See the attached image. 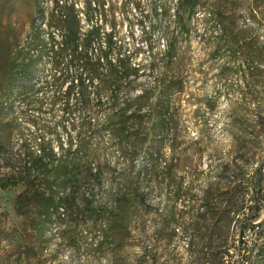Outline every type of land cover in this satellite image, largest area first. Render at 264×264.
I'll return each instance as SVG.
<instances>
[{
	"label": "trees",
	"instance_id": "1",
	"mask_svg": "<svg viewBox=\"0 0 264 264\" xmlns=\"http://www.w3.org/2000/svg\"><path fill=\"white\" fill-rule=\"evenodd\" d=\"M9 3L3 0L0 9L1 24L7 22V34L0 40V189L24 187L14 200V209L27 227L40 237L54 221L65 237L87 228L100 234L99 248L116 249L125 234L132 236V220L144 224L143 211L152 209L149 194L168 187L173 188L175 205L154 208V234L158 243L167 246L175 238L183 241L178 264H264V220L258 219L263 202L257 197L254 158L245 144L264 125V106L257 103L250 112H243V105L231 107L228 156L210 170L204 187L195 191L194 184L185 185L179 175L187 149L178 151L177 137L162 169L160 153L153 151L157 137L175 119L171 95L184 88L183 80L168 75L183 69L174 42L167 43L161 58L164 67L155 84L137 97H127L123 82L131 83L139 69L120 53L116 61L110 58L114 48H121L112 32L102 35L98 26L84 31L80 20L84 12L78 4L54 0L49 17L38 9L23 42L12 27V9L6 12ZM94 5L91 0L85 2L89 11ZM200 10L206 13L203 20L217 50L225 45L233 59H241L222 75L240 71L245 94L259 98L263 92L258 88L264 85L258 78L264 71L253 46V28L240 26L229 0H177L178 33L190 35ZM168 12L161 10V14ZM250 13L255 17L253 9ZM47 18L57 21L60 41L55 35L45 37ZM102 39L105 47L96 48ZM46 58L54 72L41 83ZM174 59L178 60L176 68ZM47 87L51 89L48 97L42 94ZM103 95L111 107L101 121L94 113L101 109ZM57 105L60 118L42 121L47 109L53 112ZM62 130H67V141L61 138ZM104 133L125 161L118 173L105 157L100 139ZM141 155L152 161L149 167L138 162ZM176 202L183 203L181 209Z\"/></svg>",
	"mask_w": 264,
	"mask_h": 264
},
{
	"label": "rangeland",
	"instance_id": "2",
	"mask_svg": "<svg viewBox=\"0 0 264 264\" xmlns=\"http://www.w3.org/2000/svg\"><path fill=\"white\" fill-rule=\"evenodd\" d=\"M86 1L72 0L84 12L80 18L84 31L98 26L102 35L112 32L121 48H114L110 58L116 61L120 53L129 57V63L139 69V74L131 78V83L124 80L123 96L137 97L143 89L155 84L164 67L161 58L167 43L170 40L174 42L179 57L183 58V69L180 72L172 70L168 75L169 79L183 80L184 88L181 92L175 90L171 95L175 119L167 132L157 137L153 151L160 153L162 161L159 169H162L171 155L173 139L177 137L178 151L187 149V160L179 175L185 185L193 183L195 191L203 188L210 178V170L218 167L228 156L231 146V107L243 105L242 111L250 112L257 103L264 106V88H258L263 92L259 98H249L245 94L240 71L227 77L222 75L223 71L237 67L241 59H233L225 45L217 50L214 40H211L212 31L203 20L206 14L204 10L198 12L192 21L190 35L185 36L176 30L174 14L177 0H91L95 3L93 11L86 8ZM2 3L3 0H0V9ZM229 3L230 9L237 11L240 26L253 28V46L258 50L264 71V0H229ZM9 8L12 9L15 35L24 42L37 10L41 9L49 17L54 9V0H10L6 12ZM164 8L168 9L167 14H161ZM251 9L255 17L251 16ZM49 21L50 18H47L43 24L45 37L55 35L56 41H60L61 32L56 28L57 21ZM5 23L0 22V40L7 34ZM216 32L218 30L215 29ZM102 41L96 48L105 47L106 41ZM177 61L173 60L175 68ZM103 68L108 69V66ZM52 72L53 66L46 58L41 65V83H45ZM258 80L264 85V73ZM43 92L48 97L51 89L47 87ZM103 97L101 109L94 113V117L101 121L111 107L107 97ZM92 98L96 103V97L92 95ZM19 107L17 105L16 110ZM61 114V107L57 105L53 112L47 109L41 120L55 122ZM67 137V130H62L61 138L67 141ZM14 138L15 134L10 140ZM100 139L111 169L118 173L125 163L123 157L110 143L107 133ZM245 144L249 156L254 158V172L259 181L257 197L263 202L258 219L264 220L263 124L259 133L254 134ZM138 162H143L147 167L152 163L142 155ZM23 188L19 185L0 189V264H178L177 256L184 249L183 241L175 238L167 246L158 243L154 234L157 218L154 208L161 209L169 203L175 205L173 188L155 189L149 194L147 202L152 209L143 211L144 224H140L137 219L132 220V236L125 234L122 245L116 249L113 246L99 248L97 243L100 234L87 228H78L65 237L56 221L40 237L27 227L25 220L14 209V200ZM182 206V202H176L177 209ZM85 218L88 216L85 215Z\"/></svg>",
	"mask_w": 264,
	"mask_h": 264
}]
</instances>
